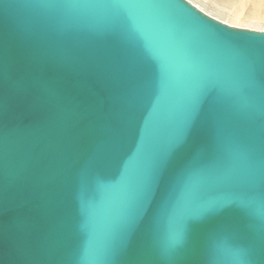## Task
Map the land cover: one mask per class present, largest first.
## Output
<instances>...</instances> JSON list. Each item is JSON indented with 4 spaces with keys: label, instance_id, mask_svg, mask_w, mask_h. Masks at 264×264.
<instances>
[{
    "label": "water",
    "instance_id": "water-1",
    "mask_svg": "<svg viewBox=\"0 0 264 264\" xmlns=\"http://www.w3.org/2000/svg\"><path fill=\"white\" fill-rule=\"evenodd\" d=\"M0 264H264V30L189 0H0Z\"/></svg>",
    "mask_w": 264,
    "mask_h": 264
},
{
    "label": "snow or ice",
    "instance_id": "snow-or-ice-1",
    "mask_svg": "<svg viewBox=\"0 0 264 264\" xmlns=\"http://www.w3.org/2000/svg\"><path fill=\"white\" fill-rule=\"evenodd\" d=\"M178 142H179V138L177 139V143ZM163 163L164 160L161 159L160 161L157 162L156 167L157 168L162 167ZM150 194H151V185L150 183H146L143 185V187L140 189V191L137 194V206H138L137 214L139 213V209H141L143 205L147 203ZM229 203H230L229 200L224 199L223 202L217 206L206 205L203 206L198 212L184 217L180 223V226L168 235L167 242L163 249L164 254L170 259L174 258L178 254V250L181 248L183 244L186 229L189 222L205 215L208 212L226 207ZM133 221H134V217L130 216L127 218L126 224L129 228L131 227Z\"/></svg>",
    "mask_w": 264,
    "mask_h": 264
},
{
    "label": "bare ground",
    "instance_id": "bare-ground-1",
    "mask_svg": "<svg viewBox=\"0 0 264 264\" xmlns=\"http://www.w3.org/2000/svg\"><path fill=\"white\" fill-rule=\"evenodd\" d=\"M189 1L194 3L196 6H198L200 9H202L206 13L212 15V13L206 11L194 0H189ZM228 1L234 2L232 14L228 17V20H226V18L221 19L217 16H214V15L212 16L230 25L238 26V27H246V28H251V29H255V28L250 26V23L247 22L249 21L248 19H258V20H263L264 22V0H228Z\"/></svg>",
    "mask_w": 264,
    "mask_h": 264
},
{
    "label": "rangeland",
    "instance_id": "rangeland-1",
    "mask_svg": "<svg viewBox=\"0 0 264 264\" xmlns=\"http://www.w3.org/2000/svg\"><path fill=\"white\" fill-rule=\"evenodd\" d=\"M194 1L197 2L206 11L212 13V15L217 16L221 19L226 18V20H228V17L232 14V9L234 7V2L228 0H194ZM248 20L249 21L247 22L250 23L251 27L259 30H264L263 20H258V19H248Z\"/></svg>",
    "mask_w": 264,
    "mask_h": 264
}]
</instances>
